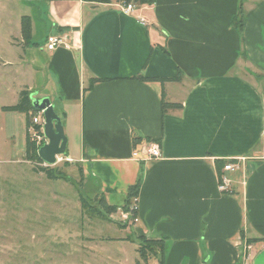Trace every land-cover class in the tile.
Returning a JSON list of instances; mask_svg holds the SVG:
<instances>
[{
	"label": "crops",
	"instance_id": "1",
	"mask_svg": "<svg viewBox=\"0 0 264 264\" xmlns=\"http://www.w3.org/2000/svg\"><path fill=\"white\" fill-rule=\"evenodd\" d=\"M40 1L64 44L45 38L26 85L58 110L83 178L108 199L139 182L134 232L163 242L157 261L242 264L251 243L264 264V4L242 16L240 0H156L127 15L116 1ZM149 144L161 158L144 159ZM220 162L238 166L230 193Z\"/></svg>",
	"mask_w": 264,
	"mask_h": 264
},
{
	"label": "rangeland",
	"instance_id": "2",
	"mask_svg": "<svg viewBox=\"0 0 264 264\" xmlns=\"http://www.w3.org/2000/svg\"><path fill=\"white\" fill-rule=\"evenodd\" d=\"M240 1L242 6L247 4L242 16L249 7L264 4V0ZM47 12L40 0H0V72L8 77L12 72L20 75L14 93H0L4 105L14 104L19 91L27 90L32 100L46 93L39 81L35 90H29L27 85L33 64L39 68L46 62L38 48L50 32ZM25 16L32 23L30 43L23 40L21 31ZM8 77L4 80L8 81ZM38 77L44 80V76L36 74V81ZM1 108L0 105V264H146L137 253L139 236L134 232L137 216L133 210L138 195L129 205L125 204L126 195L111 199L104 196V200L96 192L95 183L83 178L82 169L70 157L63 156L64 160L59 161L57 156L53 166L27 159L24 135H29L37 155L48 143L44 112H31L25 127L27 121L19 113H6ZM66 136L71 138L67 153H72V134ZM40 167L55 169L68 181L48 179L38 171ZM81 196L93 207H101V202L117 207L110 213L103 211L104 217L93 215L83 206ZM158 257L159 254L150 258L147 264H159Z\"/></svg>",
	"mask_w": 264,
	"mask_h": 264
},
{
	"label": "trees",
	"instance_id": "3",
	"mask_svg": "<svg viewBox=\"0 0 264 264\" xmlns=\"http://www.w3.org/2000/svg\"><path fill=\"white\" fill-rule=\"evenodd\" d=\"M88 2H94V3H103V4H108L111 3L112 1L116 2H121L125 5L127 4H140V5H153L156 3V0H85ZM240 11L242 10V5L240 6ZM239 11V12H240ZM242 11L240 12V14ZM238 24H241V21L238 20ZM21 31H22V36L23 40L26 43H30V39L32 38V23H31V18L28 16L23 17L21 21ZM49 36V35H48ZM46 36V38L48 37ZM162 83L165 82H170V81H178V78L175 79H153ZM179 106L177 104H171L167 103L165 100H163V111L166 112L167 110L170 109H177ZM4 112H16V113H21L26 115V123L27 126L30 123V113L32 112H37L36 109H34L32 105V99L30 97V94L28 93L27 90H23L20 93L19 96V101L16 105L14 106H9V107H3L2 109ZM28 134L26 136V156L27 159L29 160H35L36 162L43 163L40 157L37 155L36 149L34 148L33 144L30 142V139L28 138ZM136 144V141L134 142ZM226 162H220L221 165H225ZM39 172H42L46 175L48 179L52 180H57V179H62V180H67L66 176L60 172H57L55 169H51L50 167H40L38 168ZM82 173V171H81ZM68 181V180H67ZM139 191V182H137L135 185L130 187V189L127 192L126 199H125V204L130 203L131 199L133 197H137ZM102 196L101 199H104V195ZM105 200V199H104ZM81 202L85 208L89 210L93 215H98L101 217H104L105 211L106 213H110L114 211V209L117 206H110L107 203L101 202V207H93L91 205H88V201L81 196ZM137 240L139 242V247L137 250V253L141 257V259L147 264L150 258H156L159 252H162L164 250L163 242L162 241H156V240H149L143 236L137 237ZM137 264H140L139 261ZM159 264H164V262L160 259Z\"/></svg>",
	"mask_w": 264,
	"mask_h": 264
},
{
	"label": "water",
	"instance_id": "4",
	"mask_svg": "<svg viewBox=\"0 0 264 264\" xmlns=\"http://www.w3.org/2000/svg\"><path fill=\"white\" fill-rule=\"evenodd\" d=\"M33 107L44 112V133L48 139L38 152L42 161L49 166L57 164V156H67L68 138L64 132L61 118L55 113L54 106L49 98L33 99Z\"/></svg>",
	"mask_w": 264,
	"mask_h": 264
},
{
	"label": "built area",
	"instance_id": "5",
	"mask_svg": "<svg viewBox=\"0 0 264 264\" xmlns=\"http://www.w3.org/2000/svg\"><path fill=\"white\" fill-rule=\"evenodd\" d=\"M135 11V5L134 4H127V5H122V12L124 14L130 15ZM142 23H145L146 21L142 18L139 19ZM64 44L63 40L57 36V35H49L46 38V43H45V48L47 51H55L59 46H62ZM34 123L38 124L39 119L35 118ZM137 154V153H135ZM161 150L158 145L156 144H150L148 148H146V153L144 154V159L149 160V159H158L161 158ZM59 161L64 160L63 156H58ZM66 158V157H65ZM72 162V160H69ZM238 169V166L232 162H229L224 165L222 172L219 177V191L223 193H230L233 188V183L234 181L232 180L231 174L235 173ZM137 203V199H136ZM136 211L137 213V205H136ZM137 221V217L134 219V223ZM252 246L249 243H246V246L243 250V259H242V264H250L251 260V250Z\"/></svg>",
	"mask_w": 264,
	"mask_h": 264
}]
</instances>
